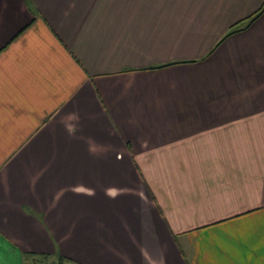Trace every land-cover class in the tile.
Wrapping results in <instances>:
<instances>
[{"label": "crops", "instance_id": "1", "mask_svg": "<svg viewBox=\"0 0 264 264\" xmlns=\"http://www.w3.org/2000/svg\"><path fill=\"white\" fill-rule=\"evenodd\" d=\"M49 255L264 264V0H0V264Z\"/></svg>", "mask_w": 264, "mask_h": 264}, {"label": "trees", "instance_id": "2", "mask_svg": "<svg viewBox=\"0 0 264 264\" xmlns=\"http://www.w3.org/2000/svg\"><path fill=\"white\" fill-rule=\"evenodd\" d=\"M262 8H263V6H261L258 10H256L254 13H252L248 17H246V19L237 21L236 23L232 24L226 34L237 29L238 27H240L243 24L242 21L248 22L249 20H251L253 17H255L262 10ZM59 258H60V256H59Z\"/></svg>", "mask_w": 264, "mask_h": 264}, {"label": "rangeland", "instance_id": "3", "mask_svg": "<svg viewBox=\"0 0 264 264\" xmlns=\"http://www.w3.org/2000/svg\"><path fill=\"white\" fill-rule=\"evenodd\" d=\"M34 264H60V263H58L57 256L55 257L53 255L52 256L49 255L47 261H41ZM61 264H74V263L64 260L63 262H61Z\"/></svg>", "mask_w": 264, "mask_h": 264}]
</instances>
